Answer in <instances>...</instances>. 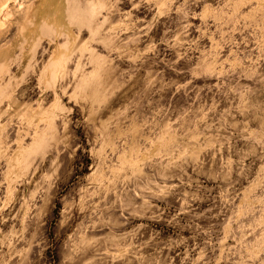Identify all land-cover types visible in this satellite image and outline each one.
<instances>
[{"label":"rangeland","instance_id":"374dc122","mask_svg":"<svg viewBox=\"0 0 264 264\" xmlns=\"http://www.w3.org/2000/svg\"><path fill=\"white\" fill-rule=\"evenodd\" d=\"M0 264H264V0H0Z\"/></svg>","mask_w":264,"mask_h":264}]
</instances>
